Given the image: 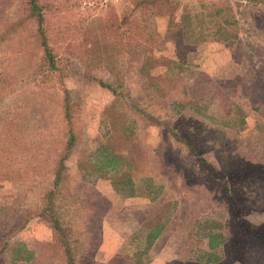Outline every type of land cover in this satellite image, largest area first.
Masks as SVG:
<instances>
[{"label": "rangeland", "instance_id": "obj_1", "mask_svg": "<svg viewBox=\"0 0 264 264\" xmlns=\"http://www.w3.org/2000/svg\"><path fill=\"white\" fill-rule=\"evenodd\" d=\"M157 1L41 0L54 71L27 0H0V264H13L19 242L34 258L15 264H67L43 216L68 137L65 98L77 140L54 205L76 264H134L135 237L176 199L141 264H264V237L234 233L226 190L264 229V0ZM106 142L136 188L166 189L161 204L97 174L89 156ZM197 220L228 224L215 263L196 259L208 248Z\"/></svg>", "mask_w": 264, "mask_h": 264}, {"label": "trees", "instance_id": "obj_2", "mask_svg": "<svg viewBox=\"0 0 264 264\" xmlns=\"http://www.w3.org/2000/svg\"><path fill=\"white\" fill-rule=\"evenodd\" d=\"M148 3L153 5L154 7L158 4V1L148 0ZM27 4L28 10L30 11V15L36 20L38 24V34L42 39L45 60L49 63V67L51 69H53L54 71L60 70V67L57 65L54 50L51 47L47 36L45 13L46 6L41 3V0H27ZM183 16V23L185 24L187 21H189L190 16L188 14H185ZM184 24L183 26L185 27ZM235 36L236 34L225 35L224 39H229ZM195 40H198V37ZM172 62L173 61H171V63H169V65L166 67V74L173 71L174 68ZM147 65L148 63H145L143 68H146ZM174 77L178 82L176 72H174ZM159 81L161 80L159 79ZM101 85L104 87H108L111 91H113L114 94H118L117 90L114 89L112 85H109L106 82H102ZM177 104L183 105L184 103L182 101L181 103L177 102ZM63 116L64 120L66 121L64 122L67 123V125L69 126L67 129L68 137L64 141L62 149L63 151L62 153L60 152L61 155L59 156V158L57 157V171L55 173V178L52 181L53 187L49 189L46 193L47 209L43 213V216L48 220L54 230L56 240L63 249V254L66 263L76 264L75 259L73 258V250L71 244L69 243V240L72 237V233L69 231L68 227L65 226V221L62 217V214L54 205V195L56 194L55 191L60 186L61 181L60 173L65 167V164L67 163V160L69 159L72 153V149L75 146L77 140V134L72 126V113L70 103H68L67 98H65L64 100ZM185 144H188V141L185 142ZM197 154L199 156V161L201 163H205L206 160L202 157V152L199 151V153ZM89 160H91L92 167H94V170L97 172L98 175L109 177L113 181L115 189L118 192H126L130 196H148L150 199H152L153 201H157L156 203L160 204L165 200V195L167 191L163 186L152 187V185H149L148 187L150 189L148 190L147 188V190L143 192L142 190H139L135 187L136 183L134 177L121 173V167L123 166V163H125V157L124 155L116 153L109 143H100L99 146L93 152L90 153ZM209 171L213 174V179H215L216 176L219 175L220 178L224 177L226 174V172L224 174L221 169L217 170L216 167H212V169H210ZM181 178L182 181L186 180L184 173L181 174ZM226 190L228 192L227 199L229 202V220H231L230 223L234 227V233H241L256 240H258V238H260L261 236L264 237V229L249 222L245 215V212L237 204V201L233 196L232 187H226ZM179 202L180 200L178 199L172 200V202L170 203H166L165 201L163 208H161L159 212L153 214V219L147 225V232L139 236L135 235V238H139L140 240H138V248L136 253L134 254V264H141L143 256L148 254L149 250L155 245L157 240L168 230L169 224L172 222L175 215L179 211ZM194 226L197 227L195 235L199 236V238L202 240H208V248L202 250L204 252V255H199L196 259L205 261L207 263H215L219 261L222 256L219 251L220 245L224 244L229 240L228 236L225 233L228 224L220 220H214L212 223L199 222L197 220ZM232 238L233 237H231V240ZM7 242L8 241H6V243ZM18 245L22 249L19 251V253H21L22 251V255H20L19 253H17V255H14L13 264L21 260H24L26 262L31 261L34 258V252L31 249L27 248L23 242H19Z\"/></svg>", "mask_w": 264, "mask_h": 264}, {"label": "crops", "instance_id": "obj_3", "mask_svg": "<svg viewBox=\"0 0 264 264\" xmlns=\"http://www.w3.org/2000/svg\"><path fill=\"white\" fill-rule=\"evenodd\" d=\"M154 247V246H153Z\"/></svg>", "mask_w": 264, "mask_h": 264}]
</instances>
